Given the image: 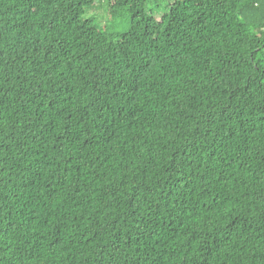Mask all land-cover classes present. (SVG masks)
Segmentation results:
<instances>
[{
	"label": "trees",
	"instance_id": "16d2710c",
	"mask_svg": "<svg viewBox=\"0 0 264 264\" xmlns=\"http://www.w3.org/2000/svg\"><path fill=\"white\" fill-rule=\"evenodd\" d=\"M0 0V264H264V0Z\"/></svg>",
	"mask_w": 264,
	"mask_h": 264
},
{
	"label": "rangeland",
	"instance_id": "374dc122",
	"mask_svg": "<svg viewBox=\"0 0 264 264\" xmlns=\"http://www.w3.org/2000/svg\"><path fill=\"white\" fill-rule=\"evenodd\" d=\"M147 10H153L154 12H162L170 0H146ZM93 16L95 23L99 27H104L109 33L118 34L124 31L127 27L128 18L125 13H121L115 16H111L107 5L103 1L98 0L95 2L94 7L90 8L84 17Z\"/></svg>",
	"mask_w": 264,
	"mask_h": 264
}]
</instances>
